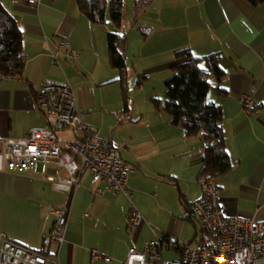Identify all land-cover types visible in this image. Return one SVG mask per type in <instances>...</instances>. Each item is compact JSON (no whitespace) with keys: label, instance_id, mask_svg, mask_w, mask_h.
Returning <instances> with one entry per match:
<instances>
[{"label":"crops","instance_id":"1","mask_svg":"<svg viewBox=\"0 0 264 264\" xmlns=\"http://www.w3.org/2000/svg\"><path fill=\"white\" fill-rule=\"evenodd\" d=\"M2 2L22 32L24 71L19 77L0 78V233L39 249L42 235L52 226L50 206L55 205L68 208L60 264H123L130 247L140 251L151 240L160 242L162 257L166 245L171 254L166 258L173 260L181 254L176 242L197 244L200 225L193 202L202 190L204 143L198 135L187 136L151 101L165 99V81L173 75V65L182 61L174 52L182 48L194 57L217 52L225 71L206 92L207 103L221 107L231 162L213 180L223 211L264 221V0L256 5L247 0H151L123 32L128 36V109L120 71L108 61L107 26L90 22L75 0ZM62 39L78 52L76 58L65 56L59 47ZM48 78L68 82L81 120L96 128L100 137L121 145V157L135 167L127 177L129 196L122 191L95 193V186L102 183L93 184L89 171L68 193L48 179L64 177L63 167L39 162L24 172L5 168L6 139L47 127L36 93ZM243 92L252 96L258 111H245L239 101ZM62 135L73 136L70 131ZM131 204L143 217L133 231L125 225ZM94 249L111 259L93 258ZM55 250L51 244L50 252Z\"/></svg>","mask_w":264,"mask_h":264},{"label":"built area","instance_id":"2","mask_svg":"<svg viewBox=\"0 0 264 264\" xmlns=\"http://www.w3.org/2000/svg\"><path fill=\"white\" fill-rule=\"evenodd\" d=\"M39 0H28L37 3ZM68 58L78 52L67 40L59 41ZM56 58V54L51 52ZM0 77H4L0 75ZM239 101L247 113L258 111L254 99L243 92ZM36 102L42 108L47 127L31 128L22 138H8L3 142L2 158L9 171L24 172L37 163L52 164L65 169L60 179L48 177L54 188L72 193L80 183L84 171L91 174L95 193L104 191L124 192L129 196L127 177L135 170L120 154L121 145L100 137L98 130L83 122L77 106L76 94L66 81L48 78L36 93ZM70 131L72 138L62 135ZM200 197L193 202V212L199 222L196 245L177 242L180 257L166 259L161 255L157 240L144 242L143 249L130 247L123 264H264V221L254 217L226 215L221 206L219 187L213 181L202 184ZM54 216L48 233L42 235L39 249H31L0 233V264H60L59 249L67 229V206H50ZM143 222L139 210L131 204L126 216L127 230L137 229ZM56 250L50 252V245ZM93 258L109 261L98 250Z\"/></svg>","mask_w":264,"mask_h":264},{"label":"trees","instance_id":"3","mask_svg":"<svg viewBox=\"0 0 264 264\" xmlns=\"http://www.w3.org/2000/svg\"><path fill=\"white\" fill-rule=\"evenodd\" d=\"M75 1L79 10L93 24L104 25L108 19L112 24L113 29L106 32L107 57L109 64L120 71L123 98L128 109L129 97L126 94L125 83L128 36L120 32L125 21L124 0ZM247 1L256 5L263 0ZM150 2L151 0L133 1L135 11L134 19L130 21L131 26ZM142 34L145 36L146 32ZM22 45L23 36L18 21L0 0V75L22 76L24 71ZM174 57L182 61L173 65L174 73L165 81V99L161 101L158 98H151V101L155 107H161L166 111L170 115L171 123L182 127L187 136L198 135L202 139L204 148L199 178L203 183L213 181L231 166L221 126V107L217 104L209 105L206 99L211 82L213 80L219 82L225 74L219 64L220 55L213 52L194 57L189 49L182 48L174 52ZM218 92L222 93L221 90Z\"/></svg>","mask_w":264,"mask_h":264},{"label":"rangeland","instance_id":"4","mask_svg":"<svg viewBox=\"0 0 264 264\" xmlns=\"http://www.w3.org/2000/svg\"><path fill=\"white\" fill-rule=\"evenodd\" d=\"M133 1L134 0H124V18H125V21H124V26L123 27H125V29L124 28H122L121 30H120V32L121 33H123L124 31H126L128 28H130V21L132 22V20L134 19L133 18V12L135 11V7H134V3H133ZM112 24H111V22H110V20L108 19L107 20V24L106 25H103V26H107L109 29H113L112 28V26H111ZM134 89V88H133ZM133 89H132V91H131V93H133L134 94V91H133ZM136 94V93H135ZM137 98V105L139 104V106H140V100H139V97H136ZM62 171V170H61ZM152 226L153 227H155L157 230L160 228L161 229V226H158V225H153L152 224ZM130 231V230H129ZM133 231V230H132ZM155 238V237H154ZM166 245L164 246V258H166L168 255H171V254H169V253H167L166 252ZM166 259H170V257H168V258H166Z\"/></svg>","mask_w":264,"mask_h":264},{"label":"bare ground","instance_id":"5","mask_svg":"<svg viewBox=\"0 0 264 264\" xmlns=\"http://www.w3.org/2000/svg\"><path fill=\"white\" fill-rule=\"evenodd\" d=\"M161 245V244H160Z\"/></svg>","mask_w":264,"mask_h":264}]
</instances>
